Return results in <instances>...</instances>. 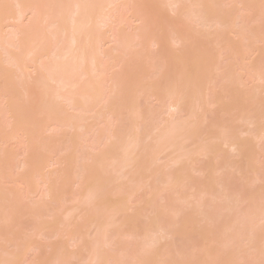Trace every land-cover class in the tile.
I'll list each match as a JSON object with an SVG mask.
<instances>
[{
    "label": "rangeland",
    "instance_id": "1",
    "mask_svg": "<svg viewBox=\"0 0 264 264\" xmlns=\"http://www.w3.org/2000/svg\"><path fill=\"white\" fill-rule=\"evenodd\" d=\"M161 1L118 0L109 26L101 30L105 43L102 49L106 52L112 51L111 57L101 59L102 66L96 74L89 73L90 77L79 78L84 88L86 83L98 81L100 98L84 111L72 110L62 102L61 109L64 112L59 117L44 109L45 102L48 101L43 99L44 90L32 84L35 79L45 75L39 64L47 66L52 62L50 54L52 47L32 57L23 54L30 46V42L35 40L31 38L34 35L33 27L36 31L43 30L46 34L49 32L42 18L46 11L56 15L60 0H54L53 4H47L45 0H20L23 7L34 5L38 9L36 11H40L36 21L33 22L30 15L18 18L19 9L16 0H0V25L4 37V42L0 44V197L6 204L10 203L5 205L10 220L1 223L0 260L4 259V262L10 260L8 264L10 262L11 264H54L55 262V264H89L91 262L92 254L90 253V256L88 250L82 247V242H87L93 237V229L87 226V221L93 219L89 213L92 210L84 209L85 213L80 211L81 215L79 211L74 210L72 217L70 216L71 220L66 215H70L69 211L78 204L84 206L81 201L88 192H84L85 188L91 190L94 189L93 185L97 184L96 179L94 182L96 169L83 171V175L81 170L79 174L76 169L79 159L88 158L83 163L86 167L87 164L89 166L91 160L102 155L106 150L105 146L114 141L109 139V136L113 138L114 135H124V129L128 125L127 102L123 100L126 108L124 106L119 108V105L115 104L108 108L104 106H108L106 101L108 99L111 101L115 95L114 84L117 81H121L120 83L128 81L127 87L131 85L133 91L134 79L138 80L141 77L148 84L158 85L162 83L160 77L166 73H171L170 80L174 81L180 77L178 71L180 73L182 67L178 69L175 67L178 66L177 63L176 65L173 63L190 59L187 74L197 75L196 72L199 70L197 68L203 66L208 78L216 77L208 87V96L202 101L203 108L199 112L203 127L199 131V142L209 141L214 134L222 130V127H233L236 138L244 143V146L239 153H236L225 145L215 144L217 150H211L207 155L196 153L189 162L186 159L187 162L179 164H173L172 161L177 155L171 151L162 154L160 151L156 157H152L151 159H157L155 165L159 168V175L155 176L157 180L155 179L153 184L132 188L130 195L127 192L124 194L123 191L120 193L123 196H120L119 191L113 192L112 195L109 193L105 196L106 199L98 204V206L103 204L107 206L104 207L106 210L113 205H120L119 203L124 205L122 212L119 213L118 210L119 214L115 212L117 215H112L115 217V226L113 228L110 226L111 230L109 228L108 231L111 234L117 232L112 234L117 236L111 242L114 236L111 237L108 231L105 233L106 236L109 233L107 239H110L113 245L105 246L104 254L112 253L113 256H118L119 264L129 260L128 263H131L132 256L144 255L149 251L147 261L151 264H164L171 258L179 260L197 256L203 257L206 264H261L259 262L264 261V257L261 259L259 258L261 256L257 255L258 251L247 248L245 236L243 239L240 238L237 247L233 248L235 250L239 246L240 252H233L232 260H224L222 253L221 262L215 260L216 243L211 244L210 241L213 238L216 240L217 235L212 234L210 227L199 221H178L173 225L175 234L172 236L163 234L164 238L156 248L147 247L149 245L143 244L144 238L138 236L143 232L142 229L148 221L155 216V210L169 212L170 216H172V211L170 212L172 208H181L184 213H189L188 208L211 200L210 194L203 192L209 184L212 185L207 189L210 193L219 192L222 196L221 192L225 191L230 194L234 203L243 199L248 201L242 204V209L249 204L250 199L264 196V133L262 132L264 81L259 80L258 73L261 72L255 70V64L263 62L264 59V0H218L212 14L217 18L214 16L215 20L211 15L210 18L214 21L205 27L194 19L192 20L195 24H191L182 15L176 16L172 11L161 7ZM184 5L190 6V3L185 1ZM146 32H149V36L144 50L137 41L132 43L133 47L129 51L120 48L117 51L113 50L117 46V37L132 38ZM174 32L188 35L185 47L182 46L184 48L173 41ZM111 39L113 41L109 42ZM39 59L41 60L38 61ZM203 60L204 62L200 64ZM35 63L38 68L32 67ZM22 72L24 76L21 75ZM195 75L191 77L194 78ZM136 85L138 89V81ZM69 88L64 90V93L77 95L75 99L80 98L78 102L88 100L93 95L90 91L88 92L91 95H88L86 91L87 97L82 99L84 88H81L84 91L82 93L80 88L77 89V94L74 93L75 89L70 91ZM52 89L54 90V85ZM136 89L134 94L128 92L126 95H131L128 97L134 95L135 107L146 114L139 122L141 123L139 129L145 130L141 132L138 129V133L141 135L140 140H144L147 144L150 139L146 135L150 134L154 140L158 130L170 122L172 115L167 112V103L160 95L152 96L149 91L137 93ZM26 91L29 93L28 96ZM123 96L119 98L116 96L113 101L121 100ZM258 101L263 105L255 114L254 103ZM72 114L75 117L79 115L84 117L79 125H84L87 129L70 130L60 126V123ZM178 118L182 122L190 120L187 111ZM249 118H255L254 121L257 123L251 126L244 124ZM98 133L103 136L100 141H98L100 136ZM71 134L72 138L80 137L77 147L69 146ZM185 146L184 152L193 151V146L189 144ZM137 154L138 151L134 156ZM25 160L27 168L22 169L20 164ZM121 178L118 183L128 188L131 185V177L127 179L121 176ZM79 179L83 182L80 183L81 185ZM75 181L79 185H76ZM91 186L93 187L90 188ZM222 201V198L218 199L215 206L219 207L223 204ZM11 205L14 207L9 208ZM220 206L222 210L224 204ZM254 223V226L257 224L256 228L263 225L261 227L263 229L264 222L259 220ZM261 232L259 231V236L261 234L263 236ZM80 237L84 238L81 240ZM123 249L125 251L120 253ZM132 250L138 252L133 255L135 252ZM101 251L103 252V249ZM239 253H243L244 259L238 257ZM14 254L17 256L16 259L12 257ZM123 254L126 257L122 258L126 259L120 257ZM255 256H258V260Z\"/></svg>",
    "mask_w": 264,
    "mask_h": 264
},
{
    "label": "bare ground",
    "instance_id": "2",
    "mask_svg": "<svg viewBox=\"0 0 264 264\" xmlns=\"http://www.w3.org/2000/svg\"><path fill=\"white\" fill-rule=\"evenodd\" d=\"M53 1L54 0H45L47 4H53ZM185 1H188L190 3V6H185L184 5ZM117 2L118 0H60V5L58 6L56 15H52L48 11H46L44 13V17L42 16L43 17L42 22L46 25V28L49 29V32L46 34L43 30L36 31V28L34 27L32 28V33H34V35L30 37L35 40L30 42V46L27 48L26 51H24L25 54L23 55H25L26 57H32L36 53L45 52L48 47L49 48L52 47V50L50 52V54L52 55V62L47 66L41 65V63L39 64L41 71L44 72L45 75L35 79L32 82L33 85L35 84L36 86L44 90L43 99L48 100L45 102L44 109H46L47 111L53 112L54 114H56V116L61 117V115L64 112V110L61 109L62 102L66 103L65 105H67V107L72 110L84 111L85 108H88L89 106L94 104V102L98 98H100L101 96L99 89L100 83L98 81L96 83L92 82L89 84L85 82L86 85L84 83L85 85L84 88L82 87L83 84L82 85L80 84L79 78L82 76L90 77V75H88L89 73H92V75L96 74L100 66H102L101 59L111 57L112 51L106 52L102 49L105 43H103L104 36L101 33V30L109 26V23L114 16L113 13L115 11ZM217 2L218 0H162L160 6L172 11L176 16L182 15L188 23L195 24L194 22L195 20L196 22H198L199 25L205 27L208 24H210L212 21H214L210 17L214 13ZM16 4L19 9L18 11L19 19L23 18L24 16L30 15L32 16L33 19L32 22L36 21L38 14H40V11L39 12L36 11L38 10L36 9L37 8L36 6L32 5L28 7L26 6L23 7L20 0H16ZM214 16L215 15H212V17L216 20L217 17L215 16L216 17L215 18ZM2 34H3V28H1L0 25V44L4 42L3 41L4 37H2ZM174 35L175 38L173 41H175V44L180 45L181 47L182 46L185 47L186 44L185 41L187 40L188 35L182 34L181 32H179V34L177 32H174ZM148 36H149V32H146L145 34L143 33L141 35H136L132 38L117 37L116 38L117 46L113 50L117 51L120 48L122 50L129 51V49L133 47L132 43L135 41L139 42L140 44L139 46L142 48V50H144L146 42L148 40ZM112 41L113 39H111V41L109 42ZM153 44H155V42H153ZM40 60L41 59H39L38 61ZM189 60L184 59V61L179 60L173 63L174 65H176L175 63H177L178 66H175L177 68L182 67L181 69L182 71L180 73L178 71V74H180L178 76L180 77H177L176 78L177 80L176 79L174 81L170 80L169 76L171 73L163 74L160 77V81L162 80L161 84L158 83V85H155L149 83L150 85H152L151 87L149 86L148 83L143 81L144 78L139 77L140 79L137 80L136 78L133 80L132 87H134L135 89L137 88L136 84L138 81V89H136L137 93L138 91L141 93L142 92L148 93L149 91V93H151L152 96L160 95L163 101L167 103L166 105L167 112L172 115V119L170 120V122H168L162 129L158 130V128H155V130H158V133H156V136L153 138L154 140H152L150 134L146 135V137L150 139V142L149 143L147 142V144L144 142V140L142 141L140 140L141 135L138 133V131L140 130L139 126H141L140 125L141 123L139 122L143 119V117L146 116V114L135 107L134 95L132 97H128L131 95L128 94L126 95V93L128 92L129 94L130 92L131 94H134L135 89H133L132 91V88H130L131 85L130 87H127L129 85V83L127 85L128 81H126V83L124 82L125 84L122 82L124 85L120 83L121 81H117L114 84L115 95L113 98H111L112 99L111 101H108L109 99L106 101L108 106L107 105L104 106L106 108H108L112 104L119 105V108L121 106H124V108H126L127 106L128 108H126V110L128 112V116L126 120L128 122V125L126 129H124V135H114L112 136L113 138L109 136V139H113L114 141H112V143L109 144L106 143L107 145L105 144L106 145L105 152L102 155L94 158L93 160L90 159L92 163H89L90 164L89 166L87 164L86 167L83 163V161H85L88 158L84 156L85 159L83 157L79 159L78 165H76V169L78 170L79 174H81L80 173L81 170L83 175L84 173L83 171H89V169L90 170L96 169L94 182L96 179L95 183L97 184L93 185L94 189L87 190V188H85L86 190H84L85 193L86 191L88 192L86 193L87 195L85 194L86 195L84 196L85 198L83 197L85 200L83 199V201L81 202L84 204V206L85 205L86 206L90 205V206L84 207L78 204L76 208H73V210L71 209L69 211L70 215L65 214L66 216H69L70 219L69 218L68 219L71 220L72 217L71 215L72 213H74V210L79 211V215H81V213H85V211H87L88 208L89 211L91 210L93 211V212L92 211L89 212L91 214L90 216H92L93 219H89L87 221L88 222L87 226L92 228L94 232L92 235L93 237H91L90 239L91 241L88 240L87 242H82L81 240L84 237L79 238L81 239L80 241L82 242V247L88 250L87 252L89 253L90 256L92 254L91 256L92 259L89 264H119L120 258L118 256L115 257L116 255L113 256L112 253L104 254V252H105V246L106 247L112 246L113 244L111 245V242H113V240L116 239L115 236H117V234H115V236L112 234L117 232H112L111 234L110 231H108V229L110 228V226L112 228L115 226L114 216L116 213L119 214L120 212H122L121 209H123L124 205L123 203H119L120 205L115 204L118 207L113 205L115 208L112 206L111 208L106 210L105 208L107 206H105L104 204L98 206V204L101 202V200H104L105 196H108L109 193L110 195H112L113 192L119 191L118 192L119 194L123 192L124 194H126L125 192H127L130 195L134 188L137 187L142 188L146 184L148 185L153 184V182H155V179L157 180L156 177L159 175V168L155 165L157 159L154 158L151 159L152 157L154 156L156 157L160 153V151L161 154L167 151H171L173 154L177 155L172 161L173 164H179L181 162L184 163L187 161L189 162L191 160L190 158L196 155V153L197 154L205 153L203 155H207L209 152H211V150L213 151L217 150L215 144L220 143L223 146L225 145L229 147L231 150L235 151L236 153H239L241 151V147L244 146V143L242 144V142H240L238 138H236V133L233 127H222V130L214 134L209 141H206L205 143L203 142L205 145L199 142L198 140L200 135L199 131L202 130L201 128H203L202 122L199 118V112L203 108L202 101H204L205 97L208 96V87L216 80V77L208 78V76L206 75L207 72L205 70V67L200 66L199 68H197L199 69L196 72L197 75L193 74L195 76L194 78H192L193 75H189L190 73L189 74L186 73V70H189L187 67L189 65L188 63ZM203 62L204 60L201 61L200 64ZM36 65L37 64L35 63L33 64L32 67L38 68V66ZM255 70L261 72L260 74L258 73L259 80L264 81V59L263 62L259 64L258 63L255 64ZM21 75L24 76V73L22 72ZM188 75L192 77L190 78ZM139 83L140 84L144 83V84L143 85L141 84L142 85L141 86ZM53 85H54V90L52 89ZM146 86H148L147 89ZM68 87H70L69 88L70 91L71 89L73 90L75 89L76 90V92L74 91L75 94H77V89L80 90L81 88L82 89L84 88L85 92L82 91L81 89V93L84 92L82 94V99H84V97H87L86 91L87 92L90 91L91 93H93V95L91 96L92 99L88 98V100H83L82 102L81 101L78 102L77 100H79L80 98L75 99L77 95L72 96L73 94L68 95L67 93H64V90L66 91ZM90 92H88L89 93L88 95H91ZM26 95L27 96L29 95L27 91H26ZM122 95L124 96L121 100H114L116 101V103H113L114 102L113 99L114 98L116 99V96L117 98H119ZM78 97L80 96L78 95ZM127 99L129 101L131 100V102L129 103ZM123 100L125 101V103L127 102L126 103L127 105L124 104ZM58 101L61 102L58 103ZM262 105L263 104L261 101L254 103L255 114L258 113ZM185 111H187V114H189L190 120L193 118L192 119L193 121L189 120L187 122H182L178 120L179 119L178 117ZM83 118L84 117H81L80 115L75 117L72 114L71 117L69 116L68 119L63 120L60 123V126L66 127L67 129L70 130L71 129L74 130L76 128L87 129L84 125L81 124L79 125L81 119ZM254 119L255 118L246 119L244 121V124H248L250 126L254 125L257 123L254 121ZM142 126H143L142 128H144V125ZM144 130L142 129L143 132ZM203 130L205 131L206 129ZM262 132L264 133V128ZM85 133L87 134L88 131H86ZM98 134L100 135L98 137V141H100L99 139L103 136L100 133ZM79 139H80L79 136L78 137L74 136L72 138V134H71V137L69 138V146L77 147ZM187 143L191 147L193 146L192 152L189 153L184 152V147H186L185 145H188ZM195 144L197 145V147H195L196 146ZM203 148H205V150ZM201 150H204L205 152ZM136 151H138V154L137 156H134V153ZM55 162L57 163L56 160ZM53 164L55 163L53 162ZM26 165L27 162L25 160L20 164V168L22 169L27 168ZM130 173L132 175H130ZM79 174L77 173V176H79ZM121 176L122 177L124 176V178L127 179H130L131 177L130 180L132 182L129 180L131 184L128 187L129 189L126 187H122L118 183V180L122 179ZM185 176L187 177V175ZM80 177L81 176H79V178ZM81 181L82 180L79 179V184L83 183ZM75 184L79 185L78 183H76V181ZM93 186H91L90 188H92ZM211 186L212 185L209 184L207 186L208 188H206V190L203 191L206 194L207 193L210 194L211 200L207 201L205 204L199 203L198 205H196V207L188 208L187 210H190L189 213H184V211L181 208H174V209L172 208L170 210V212L172 211V216H170L168 215L169 212L155 210L154 211L155 216L148 221V224L145 226L144 229H142L143 232H140L138 234V236L142 237L141 239L144 238L143 244H146V246L149 245L147 247L156 248L160 244L161 240H163L164 238L163 234H167V236H172L173 234H175L173 225L178 221H184V222L199 221L200 223H205L208 227H210L212 234L217 235V237H215L216 240L213 238L210 241L212 242L211 244L216 243L215 260L221 262L220 261L221 253L224 256L223 257L224 260H232L233 252H240L239 246L235 250L233 248L237 247L236 246L237 242L239 243L238 240L240 238L243 239L244 236L246 238V240L245 239L244 240L248 245L247 248L250 247V250L254 249L258 251L257 255L261 256L259 258L263 259L264 246L262 245L264 244L262 243H264V227L263 229H261V227L263 226L262 225L260 228H256L257 224L256 226H254L255 225L254 222L255 221L259 222V220L260 222H264V196L250 199L249 204L244 209H242L241 208L242 204L248 201L243 199L237 203H234L235 201L232 200L230 194H228L225 191L221 192L222 196L219 192H215V193L208 192L207 189H210ZM120 196L123 195L120 194ZM220 198H222L223 200L222 203L224 204V206L223 204H220L223 206L222 210L220 205L219 207L215 206V202H217L218 199ZM110 203L111 202L109 201V204ZM9 204L10 203L6 204L5 200L0 197V231L2 225L1 223L10 220V214L8 213V209H6L7 207L5 208V205L7 206ZM12 207H14V205H11L9 208ZM102 213L105 214L103 215ZM93 215L96 216L93 217ZM107 231L110 233V236L111 235L114 236L111 242L109 241L110 239L109 240L107 239L109 233L107 236L105 235ZM259 231L260 232L262 231L261 232L263 233V236L261 234L262 237L259 236L260 235ZM217 238H219V240ZM260 240L262 241V243L259 244ZM120 247L122 248V246ZM142 248L144 247L142 246ZM142 248L140 247L141 250ZM102 249L103 252L101 251ZM148 249L150 250L151 248ZM261 249L263 252L261 251ZM123 251H125V249H123L122 252L120 253H123ZM137 252L138 251L132 254L135 255ZM142 252L145 253V251H141V253ZM149 253L150 251L144 255H140V256L138 255L137 257L131 255L132 256L131 263L133 264L134 261L135 262L134 264H138V263L147 264L148 262L147 260H149L148 259ZM14 255H12V257L16 259L17 256ZM117 255H119V253ZM125 255H127V252H125ZM125 255L123 254V256L120 257L121 258L126 257ZM258 256L257 257L255 256L257 260H258ZM238 257L244 259L243 253H239ZM122 259H126V258H122ZM56 260L58 261V258ZM4 261H5L4 259L0 260L1 262L0 264H8L10 260H6L7 263ZM128 262L126 261V263ZM164 264H206V262L204 261L203 257L197 256L193 258H189V257L180 258L179 260H174L173 258H171L166 260Z\"/></svg>",
    "mask_w": 264,
    "mask_h": 264
},
{
    "label": "snow or ice",
    "instance_id": "3",
    "mask_svg": "<svg viewBox=\"0 0 264 264\" xmlns=\"http://www.w3.org/2000/svg\"><path fill=\"white\" fill-rule=\"evenodd\" d=\"M261 264H264V261H262Z\"/></svg>",
    "mask_w": 264,
    "mask_h": 264
}]
</instances>
